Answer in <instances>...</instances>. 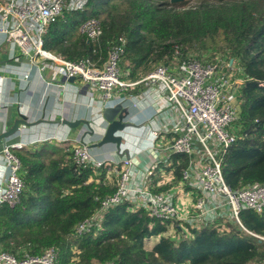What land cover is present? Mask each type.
Masks as SVG:
<instances>
[{
    "label": "trees",
    "instance_id": "obj_1",
    "mask_svg": "<svg viewBox=\"0 0 264 264\" xmlns=\"http://www.w3.org/2000/svg\"><path fill=\"white\" fill-rule=\"evenodd\" d=\"M71 1L48 27L45 50L67 61L101 65L108 47L124 37L120 67L129 80L171 62L176 50L181 60L192 59L191 50H206L205 41L223 33L230 60L244 76L238 86L242 128L223 157V176L232 189L264 183V0H200L194 6H187L189 0H80L77 7ZM90 19L101 23L97 43L79 31ZM12 152L20 160L25 188L15 205H0V250L18 259L56 248L58 264H264V210L241 212L252 234L233 223L223 230L185 225L176 238L166 234L167 223L123 202L107 209L99 229L71 243L74 228L116 193L117 183L107 181L108 169L76 165L67 144ZM189 162L187 155H173L168 167L173 182L156 185L153 192L178 185ZM152 237L159 241L147 250L144 242Z\"/></svg>",
    "mask_w": 264,
    "mask_h": 264
},
{
    "label": "built area",
    "instance_id": "obj_2",
    "mask_svg": "<svg viewBox=\"0 0 264 264\" xmlns=\"http://www.w3.org/2000/svg\"><path fill=\"white\" fill-rule=\"evenodd\" d=\"M66 2L0 0V35L14 43L21 56L30 63H41L42 79H45L50 62L63 81L62 87L69 78L75 77L87 89L101 94L105 108L142 85L155 93L163 116L157 119L159 129L151 134L149 141L157 154L167 155L165 161L156 159L138 178L135 177L133 157H123L119 161L100 160L93 154L89 143L79 139L70 141L71 158L76 165L113 170L118 175V182L116 193L107 197L90 219L79 223L69 238L78 239L99 229L107 209L123 202H129L134 209H143L150 217L167 223L166 234L173 237L185 225L197 230L206 226L223 230L229 228V223L252 234L242 224L240 214L243 210L257 214L263 212L264 183L232 189L226 184L222 170L223 157L238 139L242 128L238 86L244 82V77L232 81L234 61L222 67V60L204 61L198 57L181 60L176 50L171 62L158 65L140 79L127 80L120 67L126 49L124 37L108 47L107 57L101 65L90 59L67 61L44 48L48 27L62 17ZM79 31L95 43L102 36L101 23L97 19L86 21ZM238 69L242 72L240 67ZM3 78L0 76V80ZM127 97L132 98L131 95ZM16 148L21 145L5 146L1 152L7 176L0 186V205H15L25 188L20 160L12 152ZM173 155L189 156V166L182 171L178 185L169 191L154 193L152 177L157 176L160 180L155 183L157 186L173 182L174 173L168 170ZM186 186L190 187L186 194L189 201L188 205L182 206L177 193L182 189L186 191ZM58 259L56 248L47 249L38 257L25 255L21 259L0 250V264H58Z\"/></svg>",
    "mask_w": 264,
    "mask_h": 264
},
{
    "label": "crops",
    "instance_id": "obj_3",
    "mask_svg": "<svg viewBox=\"0 0 264 264\" xmlns=\"http://www.w3.org/2000/svg\"><path fill=\"white\" fill-rule=\"evenodd\" d=\"M40 64L30 63L21 56L14 43L0 35V76L4 77L0 80V122L10 128L22 116L28 123H32V126L23 127L8 138L7 146L20 144L30 150L51 146L57 150L75 139L89 144L99 141L107 127L102 116L105 106L101 103V94L87 89L79 80L68 82L62 87L63 81L50 62L45 71V79H42ZM124 74L125 79L129 80L127 70ZM49 81L52 83L48 84ZM129 95L132 98L127 97ZM157 102L159 98L156 94L142 85L122 96V100L110 103L107 107L122 103L129 110L124 120L127 127L119 133L123 137L122 147L120 151L113 144L94 148L95 157L119 161L126 157L125 152L128 151L130 157L135 159L134 172L138 178L156 159L165 161L167 155L157 154L149 141L151 134L159 129L157 119L163 116ZM65 121L78 125L68 126L64 124ZM4 148L0 142V186L7 176V168L1 156ZM110 177L108 173L109 182ZM159 181L157 176L152 177L154 187Z\"/></svg>",
    "mask_w": 264,
    "mask_h": 264
},
{
    "label": "water",
    "instance_id": "obj_4",
    "mask_svg": "<svg viewBox=\"0 0 264 264\" xmlns=\"http://www.w3.org/2000/svg\"><path fill=\"white\" fill-rule=\"evenodd\" d=\"M176 1L178 0H173V2ZM75 80V77H71L68 79V82H74ZM128 113V108L125 107L122 103H119L113 107H106L102 115L104 120L107 122L106 130L99 141L90 144L91 149L99 148L108 144H113L116 146V149L120 151L123 143V137L122 135H119V133L123 132L127 127V123L124 120ZM64 124L72 127L78 125V123L74 124L67 121H65ZM29 126H32V123H28L22 116L14 121L13 125L10 128H6L4 123L0 122V142H2L4 146H7L8 138L15 135L23 127ZM91 134H94V132L91 131ZM125 155L127 158L130 157L128 151L125 152Z\"/></svg>",
    "mask_w": 264,
    "mask_h": 264
},
{
    "label": "rangeland",
    "instance_id": "obj_5",
    "mask_svg": "<svg viewBox=\"0 0 264 264\" xmlns=\"http://www.w3.org/2000/svg\"><path fill=\"white\" fill-rule=\"evenodd\" d=\"M199 1L200 0H189L187 6H194L197 3H199ZM70 3H71V7H77V6L81 5L82 2L80 0H72ZM205 45H206V50H201V51H198L197 49L191 50L190 54L192 55V57H194V58L198 57V59H200V60L213 61V62L222 60L224 62V65L222 67H224L225 65L229 64V62L232 60V59L230 60L231 57H230L229 53L227 52V50L225 49V41H224L223 33H220L219 35H217L214 38L207 39L205 41ZM233 61H234L233 65H234L235 69L233 71L234 78L232 79V81H235L237 79L243 78L244 76H243V73L238 69L239 68L238 62L235 61V60H233ZM121 70H122V73L126 72L125 69H124V66H123V68H121ZM223 72H225V71L223 70ZM124 73H123V75L126 77L127 73L126 74H124ZM49 147L51 149L53 148L51 146H49ZM108 173H109V175H111V177H110L111 182L114 181V183H117L118 182V175L116 174V172L113 171V170L108 169ZM177 194L181 198V201H182L181 205L182 206L188 205L189 198L186 195L187 192L183 191V189H182ZM190 203H191V201H190ZM133 208H134V206L132 207V210H133ZM177 234L178 233H175L174 237L178 238ZM185 235H187V234H185ZM70 241H71V243H73L74 238L70 239ZM158 241H159L158 237H152V239H147V241H146V249L147 250H151ZM74 251L77 252V248L76 247L74 248Z\"/></svg>",
    "mask_w": 264,
    "mask_h": 264
}]
</instances>
